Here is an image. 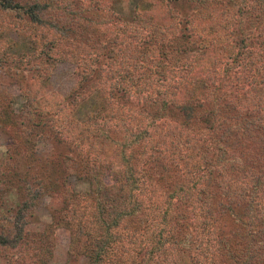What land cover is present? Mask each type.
Listing matches in <instances>:
<instances>
[{
    "label": "trees",
    "instance_id": "16d2710c",
    "mask_svg": "<svg viewBox=\"0 0 264 264\" xmlns=\"http://www.w3.org/2000/svg\"><path fill=\"white\" fill-rule=\"evenodd\" d=\"M123 3L0 0V254L264 264V0Z\"/></svg>",
    "mask_w": 264,
    "mask_h": 264
},
{
    "label": "rangeland",
    "instance_id": "374dc122",
    "mask_svg": "<svg viewBox=\"0 0 264 264\" xmlns=\"http://www.w3.org/2000/svg\"><path fill=\"white\" fill-rule=\"evenodd\" d=\"M138 0H124V7L121 6L123 8V10L120 9L119 13L123 14L122 16H126L127 14L129 15V13L133 10L134 8V4L137 2ZM118 12V11H117ZM118 13V14H119ZM5 17H7V22L10 23L11 25H13V27L15 28V26L18 24L17 19L14 16V13H9V15H4ZM29 28V27H27ZM38 29H31V34L34 37V32L37 31ZM16 33H12L10 35V42L11 39L13 40V38H15V36H17ZM15 40L17 41L18 39L15 38ZM12 51L16 52L17 49V45L14 44L12 45ZM51 76L49 77L48 81L46 83H44V85L41 88V92L42 93H49V92H55L58 93L60 95H64V93H67L69 91V87L67 82H66V76H67V66L66 65H56V66H51ZM0 80L2 82L3 85V90L4 93L8 94V95H12L14 96L15 100H14V109L16 111H20V109L24 106V98L22 96H20V91L18 88H14L13 86L8 85V80L3 76V74H0ZM7 144H9V140L8 138L4 137L3 135H0V157L3 155ZM82 189L84 188L83 186L81 187H77V189ZM10 193H16L15 191H11L8 194L10 195ZM7 194V196H8ZM49 198H44L43 200H41L38 203V207L35 210L38 222L41 224V226H43L44 224H48L50 223V216H49ZM14 201L13 199H11V197L9 196L7 199V202L5 204V206H3V211L8 212L9 209H13L14 207ZM58 243L56 245V248L54 249V253L53 256H51L50 258L46 259L47 264H66V250L64 249L67 246V242H68V238L65 234H60L57 237ZM13 255H15L16 252L13 251ZM12 255L10 256H3L2 254H0V264H26V262H24L23 259H19L17 257L13 258L12 260L9 259ZM31 264V262H30ZM70 264V263H69ZM71 264H84L83 260H77V261H71Z\"/></svg>",
    "mask_w": 264,
    "mask_h": 264
}]
</instances>
